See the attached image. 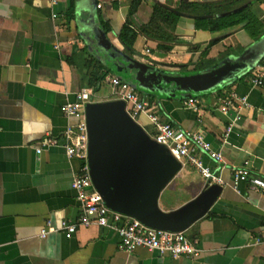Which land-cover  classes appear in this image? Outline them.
I'll return each mask as SVG.
<instances>
[{"label":"crops","instance_id":"1","mask_svg":"<svg viewBox=\"0 0 264 264\" xmlns=\"http://www.w3.org/2000/svg\"><path fill=\"white\" fill-rule=\"evenodd\" d=\"M133 1L0 0V264H264V189L248 182L236 186L229 169L221 171L223 185L208 184L196 167L177 169L169 162L112 201L142 218L183 228L199 241L196 258L145 248L125 252L119 235L98 225L79 226L72 238L61 230L63 221L80 215L72 180L84 161L69 158L63 146L37 149L46 137L61 138L78 124L63 106L80 90L92 89L101 66L111 69L108 75L130 74L164 121L200 129L229 166L264 179V85L248 81L264 58V0H144L131 54L119 34ZM156 5L176 14L175 20L164 22L163 30L140 31ZM238 13L253 24L245 27L246 19L210 30V19L232 21ZM118 57L135 66L119 65ZM146 66L180 76L182 87L188 79L189 90L154 92L141 74ZM231 91L246 96L247 105L238 102L227 113L219 97ZM190 99L199 101L197 109L185 105ZM87 110L94 128L88 164L98 189L114 178V164H124L126 146L140 160L138 150L150 147L142 130L151 137L152 129L146 118L131 122L105 79L86 105V121ZM203 160L220 173L212 159ZM126 166L129 171L134 165ZM213 186L221 190L210 205Z\"/></svg>","mask_w":264,"mask_h":264},{"label":"built area","instance_id":"2","mask_svg":"<svg viewBox=\"0 0 264 264\" xmlns=\"http://www.w3.org/2000/svg\"><path fill=\"white\" fill-rule=\"evenodd\" d=\"M101 4L98 5L101 8ZM105 81L114 89L119 99L125 102L130 117L142 122L143 118L151 127V137L159 144L165 146L182 167H196L208 184H224L221 171L229 169L232 172L234 183L248 182L251 186L264 189V179L251 174L246 167H231L221 152L213 149L200 129H182L172 123L166 122L158 113L157 104L146 99L130 82L117 75H107ZM249 83L253 87L264 85V58L255 66L249 76ZM93 89L85 88L75 94L74 101L66 102L63 106L67 117L78 119L76 126H69L61 138L48 136L43 141V148L63 146L69 158L84 161L80 171L72 180V188L77 193L80 203V215L76 221H63L61 230L67 238H72L79 226L98 225L114 230L120 238V248L131 253L138 248H145L162 255L173 258H196L202 253L197 239H191L185 231H172L152 227L141 220L128 216L110 208L102 194L94 187L88 164L89 134L86 121V105L91 101ZM219 101L226 107L225 112L237 108V103L247 105V97L240 96L231 91L219 97ZM190 108H198L199 101L190 99L185 102ZM230 128L226 131L229 135ZM204 156L209 157L218 164L220 173H215L205 166ZM45 234V233H43Z\"/></svg>","mask_w":264,"mask_h":264},{"label":"water","instance_id":"3","mask_svg":"<svg viewBox=\"0 0 264 264\" xmlns=\"http://www.w3.org/2000/svg\"><path fill=\"white\" fill-rule=\"evenodd\" d=\"M121 60L118 57V64L121 66H124L127 68L128 66H135V63L132 61H128L125 57H122ZM142 76L152 84L151 89L154 92H161V93H167L172 94L176 93L177 91H188V88H185V85L188 86V79H184V88L182 87V81L179 78L180 76H171L167 75L163 71H160L159 69H153L152 67H144V69L141 70ZM167 77L172 78L173 81L167 80ZM143 80V79H142ZM194 82V83H193ZM196 78H192L190 86V89H194L195 87ZM173 84V85H170ZM170 85V86H169ZM143 86V85H142ZM192 91H190L191 93ZM125 102L121 101V105L124 107ZM87 110V125H88V134H89V145L93 144V138H94V128L93 124L89 119V115ZM130 120L134 125L136 124L135 121L130 117ZM142 140L147 138L150 141V147H146V149L138 150V154L140 160H135L134 154L131 152L132 150L129 149V146H126V149L122 152L124 154V159H122V162L124 161V164H122V167L119 168V164H114L113 171L114 178L110 181L109 185H106L104 187L100 186L98 187V191L102 194L106 204L112 208L113 210H116L118 212H121L123 214H126L128 216L135 217L142 222L157 228H163L168 229L172 231H184L183 228H172L170 226H167L165 224H160L157 220L154 221L152 219L148 218H142L134 213V211L126 210L119 208L117 204L113 201L114 198H116L122 191L127 189L128 187L132 186L139 180L146 177L149 173H151L154 169L160 167L162 164H167L169 162L174 163V165L177 167V169H180L182 166L179 163V161L171 155L169 150L157 143L154 139H151L149 135L145 131L142 130ZM141 138V136H140ZM144 147V146H143ZM89 159V158H88ZM137 161H140L141 164L137 163ZM90 165V173L92 180L94 181V170ZM124 165V166H123ZM126 165H134L133 169L127 171ZM220 188L218 186H213L210 192V198H209V204L211 205L212 202L217 198Z\"/></svg>","mask_w":264,"mask_h":264},{"label":"trees","instance_id":"4","mask_svg":"<svg viewBox=\"0 0 264 264\" xmlns=\"http://www.w3.org/2000/svg\"><path fill=\"white\" fill-rule=\"evenodd\" d=\"M143 1L144 0H134L132 2V4L130 5V8H129L127 20H126L125 24L123 25V27L120 31V34H119V38H120L122 44L124 45L126 50L128 52H130L131 54L135 53L134 43H135V41L138 37V34H139L138 30L134 26V21L136 19L135 16L137 14L138 8L143 3ZM236 16L240 17V18L234 19L232 21L231 20L223 21L222 19H214V20L210 19V21H209L210 30H214V31L221 30L223 28L232 27L236 24L244 22L246 19H249V20L251 19L249 17V15H245V13H238ZM175 18H176V14L171 13V11L165 9L162 5H156L154 10H153V14H152L150 23L145 24V25H141L140 31L148 34L149 30H151V31L160 30V29L163 30V28H162L163 23L168 22V21H173V20H175ZM252 22H253V19L248 21V23L246 24L245 27H249V25L253 24ZM100 68H101L100 74L96 73L90 80L91 84H92L91 87L94 91L99 90L100 82L106 78V76L109 74V72L111 70V69L103 68L102 66ZM103 69H105L106 71H103ZM124 76H126V77L123 79L127 80L128 82H130V80L131 81L133 80L134 83H132V82H130V83L133 85L135 84L136 86L135 85L134 86L139 90L140 93L147 94V93H145L144 86L140 85L141 82H139L138 80H135L133 78L129 79L130 74L124 75Z\"/></svg>","mask_w":264,"mask_h":264},{"label":"rangeland","instance_id":"5","mask_svg":"<svg viewBox=\"0 0 264 264\" xmlns=\"http://www.w3.org/2000/svg\"><path fill=\"white\" fill-rule=\"evenodd\" d=\"M185 168H187V167H185ZM171 202L170 203H172L174 200H170Z\"/></svg>","mask_w":264,"mask_h":264}]
</instances>
